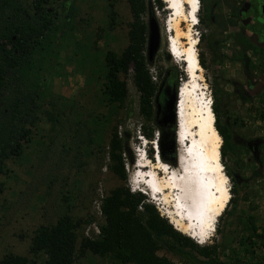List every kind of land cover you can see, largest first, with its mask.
Here are the masks:
<instances>
[{
  "label": "rangeland",
  "instance_id": "obj_1",
  "mask_svg": "<svg viewBox=\"0 0 264 264\" xmlns=\"http://www.w3.org/2000/svg\"><path fill=\"white\" fill-rule=\"evenodd\" d=\"M32 1L5 0L25 8H30ZM238 1L200 0L201 20L193 29L198 38V58L201 56L205 62V96L208 102L212 98V110L214 105L218 106V115L213 110L215 119L228 134L223 156L220 149V159L231 191L228 207L219 217L213 236L204 244L216 248L224 264H261L264 238L248 239L246 224L251 216L257 233L264 232V80L251 88L264 69V55L256 46L246 51L247 44L233 16ZM110 3L116 14L111 27ZM48 6L57 27L47 63L39 72L48 85L46 99L20 155L9 157L5 161L6 171L0 175V260L12 253L41 262L42 256L30 249L37 229L68 215L76 224L75 264H122L111 255L100 256L90 251L81 254L79 246L83 237L98 234V226L103 222L101 199L118 186L132 191L129 177L140 142L137 136H144L141 126L145 119L138 112L139 93L130 73L124 78L128 89L124 104L110 101L104 92V56L107 50L120 53L128 42L132 19L129 4L127 0H72L70 6L68 0H48ZM229 7L232 17L225 21ZM69 9L72 16L66 19L64 15ZM209 12L221 17V22L214 21L210 26ZM169 13L164 2L161 9H153V14L148 10L143 15L147 25L144 54L151 80L159 81L169 70L176 73L180 88L188 76L185 62L181 58L174 60L169 52ZM151 18L159 28V44L150 57ZM48 112L52 121L46 116ZM116 128L128 139L123 154L126 180L119 179L109 168L108 141ZM142 194L169 222L165 206L156 205ZM156 253L174 264H188L164 248Z\"/></svg>",
  "mask_w": 264,
  "mask_h": 264
},
{
  "label": "trees",
  "instance_id": "obj_2",
  "mask_svg": "<svg viewBox=\"0 0 264 264\" xmlns=\"http://www.w3.org/2000/svg\"><path fill=\"white\" fill-rule=\"evenodd\" d=\"M68 2L71 6L72 0ZM127 2L132 18L128 27V42L120 53L114 50L105 53L107 71L104 92L110 101L124 104L128 93L124 78L130 73L139 93L138 112L145 119L150 110L149 97L154 86L144 54L147 25L143 15L148 10L153 14V9H161L164 2ZM109 8L111 27L116 14L112 3ZM69 11L64 15L66 19H71ZM55 19L48 0H33L30 8L0 0V175L6 171L5 161L11 156L20 155L46 99L48 85L39 72L47 63L51 39L57 27ZM199 62L205 66L201 56ZM213 110L218 115L217 105L213 106ZM46 116L53 120L50 112ZM215 127L223 140L220 147L223 156L228 134L217 118ZM141 131L145 135V125L141 126ZM127 147L128 139L121 136L116 128L109 138L107 152L109 168L121 180L127 178L123 156ZM100 211L103 222L98 226V234L81 239V254L90 251L100 256L111 255L122 264H174L156 253L164 248L188 264H224L216 248L201 245L182 234L154 205L145 201V196L140 192L118 186L101 199ZM75 228V222L68 215H62L54 224L40 225L30 249L32 253L42 256L41 262L8 253L0 264H75ZM246 228L248 239L252 236L264 238V232L257 233L258 227L251 216L247 217ZM259 261L264 263V256Z\"/></svg>",
  "mask_w": 264,
  "mask_h": 264
},
{
  "label": "bare ground",
  "instance_id": "obj_3",
  "mask_svg": "<svg viewBox=\"0 0 264 264\" xmlns=\"http://www.w3.org/2000/svg\"><path fill=\"white\" fill-rule=\"evenodd\" d=\"M163 1L171 13L167 24L169 52L185 62L188 76L177 96L179 164L171 168L160 155H155L156 160L151 162L144 146V156L138 155L135 167H142L143 176L131 173L130 183L135 191H144L165 206V215L169 214L167 217L176 229L204 244L213 236L219 217L228 207L231 191L220 159L223 140L205 96L198 38L193 32L195 21L199 22L200 0ZM213 182L214 186L210 185Z\"/></svg>",
  "mask_w": 264,
  "mask_h": 264
},
{
  "label": "flooded vegetation",
  "instance_id": "obj_4",
  "mask_svg": "<svg viewBox=\"0 0 264 264\" xmlns=\"http://www.w3.org/2000/svg\"><path fill=\"white\" fill-rule=\"evenodd\" d=\"M229 10V15L225 18V21L232 17L231 7H229ZM233 14L238 22L236 27L244 37L245 44H247L245 46L247 48L246 51L256 46L258 51L264 55V0H239ZM207 20L211 26V23L214 21L221 22V17L214 16L213 12H209ZM176 78V73H171L168 70L161 76L159 81H153L152 79L154 89L149 97L150 110L145 118L144 135L147 140L145 147L148 159L152 160L151 162L156 160L154 157V145L156 144L158 155H160L159 158L171 168L176 167L179 146L175 115V104L177 106L176 90L179 89ZM260 79L264 80V69L260 77L252 84V89L256 88ZM172 96L175 99L170 105Z\"/></svg>",
  "mask_w": 264,
  "mask_h": 264
},
{
  "label": "water",
  "instance_id": "obj_5",
  "mask_svg": "<svg viewBox=\"0 0 264 264\" xmlns=\"http://www.w3.org/2000/svg\"><path fill=\"white\" fill-rule=\"evenodd\" d=\"M149 31H150V33H149L148 54L151 57L153 55V53L156 51L158 44H159V28H158L157 22L153 18H151L149 20ZM174 99H175L174 96H172V99L170 101V105L174 102ZM176 99H177V90H176ZM176 123H177V115H176ZM176 133H177V129H176ZM177 139H178V137H177ZM179 148L180 147L178 146V153H177V157H176V167H178L179 158H180Z\"/></svg>",
  "mask_w": 264,
  "mask_h": 264
},
{
  "label": "built area",
  "instance_id": "obj_6",
  "mask_svg": "<svg viewBox=\"0 0 264 264\" xmlns=\"http://www.w3.org/2000/svg\"><path fill=\"white\" fill-rule=\"evenodd\" d=\"M200 5V4H199ZM209 106L211 107V110H212V98L211 97H209ZM213 111V110H212ZM214 114V113H213ZM144 137V136H143ZM144 140H145V145H146V142H147V140L145 139V137H144ZM154 150H155V155H158V147H157V145L155 144L154 145ZM145 153V152H144ZM134 189H132V191H133Z\"/></svg>",
  "mask_w": 264,
  "mask_h": 264
},
{
  "label": "clouds",
  "instance_id": "obj_7",
  "mask_svg": "<svg viewBox=\"0 0 264 264\" xmlns=\"http://www.w3.org/2000/svg\"><path fill=\"white\" fill-rule=\"evenodd\" d=\"M214 120H215V119H214ZM138 146H140V144H139ZM133 164H134V163H133ZM129 184H130V187H131V190H132V186H131V183H130V177H129ZM133 191H135V190H133ZM136 191H139V190H136ZM140 192H141V191H140ZM142 193H143V192H142ZM144 194L148 195L147 193H144ZM148 197H149V195H148ZM150 201L153 202L152 198H150ZM153 203L156 204V201H154ZM156 205H158V204H156Z\"/></svg>",
  "mask_w": 264,
  "mask_h": 264
}]
</instances>
